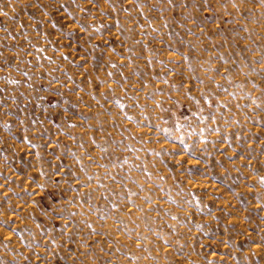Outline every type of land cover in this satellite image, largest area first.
<instances>
[{
    "label": "rangeland",
    "instance_id": "obj_1",
    "mask_svg": "<svg viewBox=\"0 0 264 264\" xmlns=\"http://www.w3.org/2000/svg\"><path fill=\"white\" fill-rule=\"evenodd\" d=\"M0 264H264V0H0Z\"/></svg>",
    "mask_w": 264,
    "mask_h": 264
}]
</instances>
